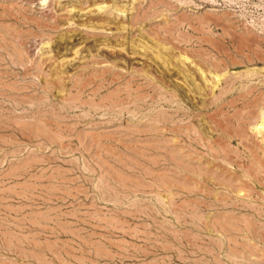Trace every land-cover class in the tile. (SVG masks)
I'll list each match as a JSON object with an SVG mask.
<instances>
[{"label":"rangeland","instance_id":"374dc122","mask_svg":"<svg viewBox=\"0 0 264 264\" xmlns=\"http://www.w3.org/2000/svg\"><path fill=\"white\" fill-rule=\"evenodd\" d=\"M0 264H264V0H0Z\"/></svg>","mask_w":264,"mask_h":264}]
</instances>
